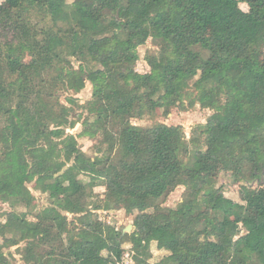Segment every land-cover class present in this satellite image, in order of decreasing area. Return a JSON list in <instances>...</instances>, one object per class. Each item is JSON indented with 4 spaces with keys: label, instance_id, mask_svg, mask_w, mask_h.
<instances>
[{
    "label": "trees",
    "instance_id": "obj_1",
    "mask_svg": "<svg viewBox=\"0 0 264 264\" xmlns=\"http://www.w3.org/2000/svg\"><path fill=\"white\" fill-rule=\"evenodd\" d=\"M35 15L51 23L40 41ZM2 39L0 201L15 218L0 223V264L13 248L24 264H124L126 245L133 264H264V0H3ZM148 41L157 53L140 73L130 55ZM89 83L84 105L57 97ZM197 108L212 114L189 140L133 124ZM99 135L90 157L78 140ZM179 187L178 208L163 207ZM116 207L131 233L100 219Z\"/></svg>",
    "mask_w": 264,
    "mask_h": 264
},
{
    "label": "rangeland",
    "instance_id": "obj_2",
    "mask_svg": "<svg viewBox=\"0 0 264 264\" xmlns=\"http://www.w3.org/2000/svg\"><path fill=\"white\" fill-rule=\"evenodd\" d=\"M86 4H90L91 0H84ZM3 3V0H0V4ZM241 8L244 11H248V7L246 5H241ZM33 25V36H37V39L40 41L42 39L40 32L42 29H48L51 26L50 20L48 18H42L41 16L35 15L32 20ZM7 49V43L3 39L0 40V58H4ZM157 53V47L153 44L152 41H148V43L138 49L136 52L130 55V58L137 62V71L140 73H145L149 70L148 61L152 55ZM31 61L30 55H26L24 59H19L15 63V67L18 70H22L26 65H28ZM92 84H87L85 90H83L79 94H67L65 92H59L57 97L60 99V102L66 104L65 98L69 95H73L79 99L80 104L84 105L92 96ZM81 110H79V113ZM168 114L166 115L163 111H159L155 117L147 118L142 121H133V124L140 127H150L155 124H165L168 126H179L182 127L187 140L190 139L192 130L198 125H203L206 123L208 117L212 114L211 111L201 110L197 108L193 111L182 112L178 109H169ZM81 130V126L79 123L73 128L68 129V133L76 136ZM103 136L99 135L95 139H79L78 142L81 146V149L87 153L90 157L94 156L93 148L102 143ZM214 178L218 181V186L223 189L225 195L236 201L240 202L238 191H239V183L235 182V180L230 176L225 174L222 170H218L214 173ZM29 188L32 190L33 195L36 198L35 204L38 209L46 207L48 205L47 197L33 190V186L30 185ZM185 189L183 187L177 188L173 193L167 196L163 200V207L173 210L178 208L179 204L183 200V193ZM95 192L103 197L105 192L104 188H97ZM19 212L24 211L22 208L18 209ZM13 209L6 202L0 201V223L5 221V217L10 219L15 218L12 215ZM100 219L104 222L115 226L117 229L125 232L130 226L133 224V217L129 216L121 207H116V209L112 212H98ZM71 218V216H70ZM1 244V239H0ZM125 254H131V246H124ZM155 255V261L161 258V253L157 252L155 248L153 249ZM6 254L11 253L14 256L13 264H24L21 261V258L17 252V248H13L11 250H6ZM126 261H129L128 259Z\"/></svg>",
    "mask_w": 264,
    "mask_h": 264
},
{
    "label": "built area",
    "instance_id": "obj_3",
    "mask_svg": "<svg viewBox=\"0 0 264 264\" xmlns=\"http://www.w3.org/2000/svg\"><path fill=\"white\" fill-rule=\"evenodd\" d=\"M129 260V261H126V260ZM123 261H124V264H133V261H132V254H124V258H123Z\"/></svg>",
    "mask_w": 264,
    "mask_h": 264
},
{
    "label": "water",
    "instance_id": "obj_4",
    "mask_svg": "<svg viewBox=\"0 0 264 264\" xmlns=\"http://www.w3.org/2000/svg\"><path fill=\"white\" fill-rule=\"evenodd\" d=\"M132 229H133V227L130 226L124 233H131Z\"/></svg>",
    "mask_w": 264,
    "mask_h": 264
}]
</instances>
